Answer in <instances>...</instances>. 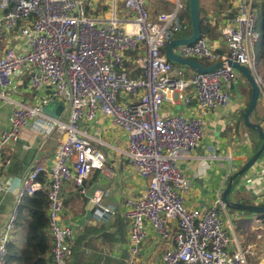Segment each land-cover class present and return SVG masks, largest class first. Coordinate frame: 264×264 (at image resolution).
I'll list each match as a JSON object with an SVG mask.
<instances>
[{"label": "built area", "instance_id": "1", "mask_svg": "<svg viewBox=\"0 0 264 264\" xmlns=\"http://www.w3.org/2000/svg\"><path fill=\"white\" fill-rule=\"evenodd\" d=\"M116 1L103 21L87 15L83 0H0L3 35L16 33L21 40L18 48L8 47L0 56V97L5 98L20 77L27 75L28 87L38 98L32 105L17 104L9 111L6 128L0 132V158L30 125L38 133L62 138L54 150L46 182L39 180L45 169L36 164L20 184L0 229V264H5L6 246L12 239L22 198L41 190L46 191L48 200V264H73V232L61 224V192L63 184L72 181L84 195V181L92 171L105 167L103 151L79 127V122L86 124L97 116L124 133L128 165L147 183L142 196L126 203L124 217L132 255L145 242L149 225L162 241L172 244L163 254L164 264H246V251L216 206L188 208L185 204L190 182L179 163L204 137L203 119L162 111L164 104L176 102L196 104L202 111L227 110L228 88L236 70L223 65L209 73L192 71L187 75L183 68L174 69L162 54L165 45L186 30L180 15L190 0H123L130 16L124 20L116 17ZM159 1L172 9L158 8L160 12L153 13ZM257 2L230 0L235 12L220 30L227 54H217L205 37L175 47L173 53L202 65L231 61L247 67L264 100V83L252 55L260 40ZM132 52L141 71L137 78L126 73L127 54ZM57 108L60 115L45 111ZM229 160L244 162L245 158L230 156ZM9 190L8 185H0V192ZM91 201L96 219L113 214L98 195ZM216 205L222 206L220 199Z\"/></svg>", "mask_w": 264, "mask_h": 264}, {"label": "crops", "instance_id": "2", "mask_svg": "<svg viewBox=\"0 0 264 264\" xmlns=\"http://www.w3.org/2000/svg\"><path fill=\"white\" fill-rule=\"evenodd\" d=\"M111 1L113 10V0ZM120 1L123 4V0ZM89 6L93 11L94 6L92 4ZM199 7L201 17L217 30L214 41L207 38L209 44L217 54H227L220 30L235 12L230 0H199ZM88 9L87 5L85 11L89 17L106 20L89 15ZM123 11L127 15L126 18H130L124 4ZM184 18L183 16V20ZM19 43L21 40L17 38L16 33L7 37L0 29V56L8 47L18 48ZM252 55L257 63V75L264 81V64L257 60V45ZM135 58L134 52L127 54L126 73L130 78L141 76V71L137 70L134 64ZM135 70L140 74L135 75ZM191 72L186 74L189 75ZM237 84L241 85L239 89L235 87ZM250 92L249 83L236 71V76L228 88L230 104L227 110L214 108L202 111L196 104L185 106L181 102H176L173 105L164 104L162 111L169 115H196L201 117L205 124L204 137L196 149L179 163L181 171L190 182V189L185 196L186 206L188 208L216 206L223 222L232 226L236 241L246 251V264H264L263 217L239 211L232 215L231 222L223 203L221 207L216 205V201L221 200L229 179L257 152L259 142L262 143L256 131L245 128L243 124L242 116L248 106ZM36 99L37 96L28 87V76L20 77L15 89L7 92L5 98L0 97V132L6 128L8 114L13 106L17 104L29 106L34 104ZM259 99V108L253 111L250 119L253 123H260L264 134V100L261 95ZM256 105L258 107V102ZM50 112L60 115L62 111L57 108ZM64 118L66 120L67 115ZM80 129L87 133L96 148L103 150L106 161L103 170H94L87 178L83 186L84 195H81L72 184H66L71 181L65 182L62 186L61 224L73 232V264H164L163 254L172 244L162 241L149 225L145 242L140 246L139 252L132 255L129 251L128 222L124 217L126 203L130 199L142 196L147 183L128 165L125 155L126 136L119 129L112 127L109 120L102 116L83 124ZM61 140L62 138L56 134L38 133L30 125L21 132L18 143L3 150L0 158V185L6 184L10 190L7 193L0 192V229L7 221L20 184L32 165L37 164L45 169L46 172L42 175L44 183L46 182L54 150ZM230 156L242 157L245 161L233 162L229 160ZM233 183L228 194L231 202L264 207V151L251 169L240 176L234 188ZM94 195H98L102 205L112 210L113 214L96 219L94 206L89 221L84 224L87 203Z\"/></svg>", "mask_w": 264, "mask_h": 264}, {"label": "trees", "instance_id": "3", "mask_svg": "<svg viewBox=\"0 0 264 264\" xmlns=\"http://www.w3.org/2000/svg\"><path fill=\"white\" fill-rule=\"evenodd\" d=\"M254 6L258 12L256 28L260 33V40L257 44V60L264 64V0H258ZM159 9L170 11L172 7L170 4H166L159 7ZM180 16L182 19L183 16L185 17L184 22L187 27L185 31L175 35L174 38H189L192 35V25L188 6ZM199 16L201 37H206L209 40L214 41L217 37V30L212 28L205 18L201 17L200 7ZM166 46L167 44L161 52H165ZM203 65L209 67L212 64L204 63ZM137 70L134 71L135 75L140 74ZM256 108L257 105L255 109ZM261 144L260 141L256 151L260 149ZM239 179L240 177L234 181L233 188ZM39 180L44 183L43 175L40 176ZM85 182L86 181H84L83 185H85ZM47 208L48 200L45 190L36 192L33 196H25L22 198L12 239L6 246L7 255L4 261L5 264H48L51 249V237L47 218ZM261 216L264 219V215Z\"/></svg>", "mask_w": 264, "mask_h": 264}, {"label": "water", "instance_id": "4", "mask_svg": "<svg viewBox=\"0 0 264 264\" xmlns=\"http://www.w3.org/2000/svg\"><path fill=\"white\" fill-rule=\"evenodd\" d=\"M189 7V13H190V20H191V25H192V35L189 38L185 39H174L170 41L165 49V55L166 58L173 64H179L186 66L190 68L193 71H196L198 73L204 74V73H209L212 72L223 65H227L238 71L244 78L245 80L249 83L250 88H251V96L250 100L248 103V106L243 113V124L245 128L254 130L256 133L259 135L260 139L262 140V144L260 149L253 155L249 160L242 166L228 181V184L225 188V190L222 193L221 196V201L223 205L226 208L238 210L241 212H248L251 214H256V215H264V207L262 206H255V205H242L238 203L231 202L228 198V194L232 188V183L233 181L245 173H247L251 167L257 162V160L260 158L261 154L264 151V134L261 129L260 123H253L251 121V115L256 107V104L259 99L260 95V87L257 84L254 75L252 74L251 70L248 69L247 67L237 65L236 63H233L231 61H225V62H217L209 67L203 66L201 63L192 60V59H181L177 55L173 53V49L175 47H178L180 45H189L193 44L195 41L200 39V16H199V0H190L188 3ZM45 111L51 115H54L53 113L50 112L49 109H45ZM94 205L91 201L87 203V208H86V216L84 218V224H86L90 217H91V211L93 209Z\"/></svg>", "mask_w": 264, "mask_h": 264}, {"label": "rangeland", "instance_id": "5", "mask_svg": "<svg viewBox=\"0 0 264 264\" xmlns=\"http://www.w3.org/2000/svg\"><path fill=\"white\" fill-rule=\"evenodd\" d=\"M83 1H84V6L88 5V8H89L88 9V14L89 15L95 16V17H101V18H105V19L109 18L110 14H111V10H112V6H111L112 1L111 0H83ZM85 1H87L88 4ZM89 4H92L94 6L93 7L94 8L93 11H91V8H90ZM123 4H122V2L120 0L116 1V16H117L118 20L127 17V15L125 14V11H123ZM158 6L159 7L164 6V2L159 1L158 2ZM124 9H125V7H124ZM159 12L160 11H159L158 7H154L153 8V13H159ZM174 50L176 51V48ZM162 54H165V52H162ZM172 65H173L174 69H182L183 68L187 73L191 72V70L188 67H186V66L179 65V64H172ZM257 69H258V67L256 66V72H258ZM235 87L237 89H239L241 87V85L237 84ZM259 104H260V99L258 100L257 110L259 108ZM79 127L80 128L83 127V124L81 122H79ZM107 148L108 147H103V149H107ZM240 200L244 201L242 199H238V201H240ZM226 211H227V213H228V215L230 217L231 222H233L232 215L237 213V212H239V211H236V210H233V209H230V208H226Z\"/></svg>", "mask_w": 264, "mask_h": 264}, {"label": "bare ground", "instance_id": "6", "mask_svg": "<svg viewBox=\"0 0 264 264\" xmlns=\"http://www.w3.org/2000/svg\"><path fill=\"white\" fill-rule=\"evenodd\" d=\"M66 184H72L74 187H76L75 184H73L72 181H71V182H67ZM76 188H77V187H76ZM77 190H78V188H77ZM62 201H63V199H62Z\"/></svg>", "mask_w": 264, "mask_h": 264}]
</instances>
